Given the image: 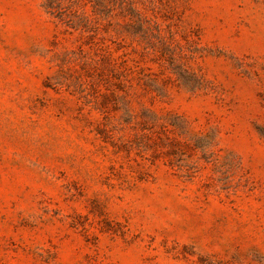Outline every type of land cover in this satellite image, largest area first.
I'll return each instance as SVG.
<instances>
[{"label":"rangeland","instance_id":"374dc122","mask_svg":"<svg viewBox=\"0 0 264 264\" xmlns=\"http://www.w3.org/2000/svg\"><path fill=\"white\" fill-rule=\"evenodd\" d=\"M0 264H264V0H0Z\"/></svg>","mask_w":264,"mask_h":264}]
</instances>
